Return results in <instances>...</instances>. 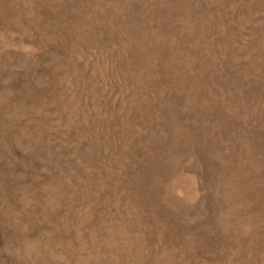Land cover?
Wrapping results in <instances>:
<instances>
[{
    "label": "rangeland",
    "instance_id": "obj_1",
    "mask_svg": "<svg viewBox=\"0 0 264 264\" xmlns=\"http://www.w3.org/2000/svg\"><path fill=\"white\" fill-rule=\"evenodd\" d=\"M0 264H264V0H0Z\"/></svg>",
    "mask_w": 264,
    "mask_h": 264
}]
</instances>
